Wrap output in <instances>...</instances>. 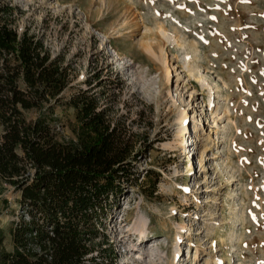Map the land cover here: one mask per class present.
I'll use <instances>...</instances> for the list:
<instances>
[{
  "label": "rangeland",
  "instance_id": "1",
  "mask_svg": "<svg viewBox=\"0 0 264 264\" xmlns=\"http://www.w3.org/2000/svg\"><path fill=\"white\" fill-rule=\"evenodd\" d=\"M7 1L19 31L69 64L65 99L45 112L58 136L75 138L66 100L90 88L127 142L135 173L104 207L96 251L111 245L116 264H264V0ZM20 196L0 177V251L14 247Z\"/></svg>",
  "mask_w": 264,
  "mask_h": 264
},
{
  "label": "trees",
  "instance_id": "2",
  "mask_svg": "<svg viewBox=\"0 0 264 264\" xmlns=\"http://www.w3.org/2000/svg\"><path fill=\"white\" fill-rule=\"evenodd\" d=\"M18 13L0 0V177L21 194L25 214L0 264H103L98 255L116 264L111 245L96 251L93 242L105 228L101 213L110 196L134 176L127 142L90 88L66 100L75 111V138L58 136L45 112L64 101L70 67L29 29L19 31ZM31 111L39 112L34 120Z\"/></svg>",
  "mask_w": 264,
  "mask_h": 264
},
{
  "label": "bare ground",
  "instance_id": "3",
  "mask_svg": "<svg viewBox=\"0 0 264 264\" xmlns=\"http://www.w3.org/2000/svg\"><path fill=\"white\" fill-rule=\"evenodd\" d=\"M146 50H147L149 53L155 55V52L153 51V47H152V46H147V47H146ZM167 68H168V67H167ZM169 68H170V70H168V72H167V71H166V72H167V74L170 76V75L172 74V69H171V66H170ZM180 119H181V121H182L183 123L186 124L187 119H188V112L185 111ZM188 126H189V125H188ZM186 140H187V139H186ZM192 171H193V170H192ZM141 238H142V241H143V242H146V241H147V238H144L143 235L141 236Z\"/></svg>",
  "mask_w": 264,
  "mask_h": 264
},
{
  "label": "crops",
  "instance_id": "4",
  "mask_svg": "<svg viewBox=\"0 0 264 264\" xmlns=\"http://www.w3.org/2000/svg\"><path fill=\"white\" fill-rule=\"evenodd\" d=\"M13 249H14V247L11 250H8V251H12Z\"/></svg>",
  "mask_w": 264,
  "mask_h": 264
}]
</instances>
